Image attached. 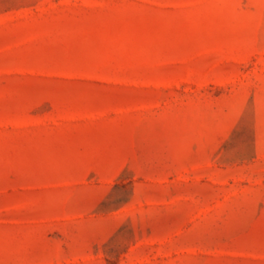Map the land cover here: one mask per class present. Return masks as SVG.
Masks as SVG:
<instances>
[{"label": "rangeland", "instance_id": "1", "mask_svg": "<svg viewBox=\"0 0 264 264\" xmlns=\"http://www.w3.org/2000/svg\"><path fill=\"white\" fill-rule=\"evenodd\" d=\"M0 264H264V0H0Z\"/></svg>", "mask_w": 264, "mask_h": 264}]
</instances>
